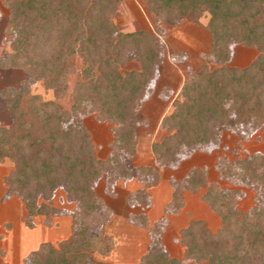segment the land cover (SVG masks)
Here are the masks:
<instances>
[{
    "label": "trees",
    "instance_id": "obj_1",
    "mask_svg": "<svg viewBox=\"0 0 264 264\" xmlns=\"http://www.w3.org/2000/svg\"><path fill=\"white\" fill-rule=\"evenodd\" d=\"M121 1L4 0L11 51L0 65L19 67L27 74L21 86L0 90L12 120L0 126V158L13 163L4 177L7 194L23 202L28 227L36 216L48 220L62 213L52 203L59 188L75 205L70 235L57 246L41 243L28 254V264H94V253L107 255L115 244L100 229L111 210L97 195L95 183L107 175L110 191L117 179L142 174L144 186L128 200L131 205H147L144 189L159 177L154 166H138L135 172L118 153L130 156L135 151L138 101L147 95L165 49L158 32L117 29L113 15ZM142 1L157 20L169 24L183 18L198 23L206 13L204 27L211 41L204 62L183 83L180 99L161 120L170 133L151 144L159 165L174 166L186 152L209 149L224 131L248 139L250 131L264 130V0ZM237 44L258 50L244 67L229 64ZM72 57H79L82 67L72 86L70 108L31 92V85L41 82L54 97L64 95ZM131 61L138 68L122 69ZM209 63L218 65L210 68ZM87 114L111 124L114 151L106 158L96 154L82 120ZM217 168L220 178L250 185L255 202L238 210L241 189L208 182L205 169L191 168L182 179L173 180L165 210L181 209L182 190L204 188L201 199L219 216L218 229L212 232L204 220L190 219L179 230L184 256L177 258L156 236L161 219L152 227V247L140 264H264V151L233 161L219 157ZM131 219L147 225L144 212Z\"/></svg>",
    "mask_w": 264,
    "mask_h": 264
},
{
    "label": "rangeland",
    "instance_id": "obj_2",
    "mask_svg": "<svg viewBox=\"0 0 264 264\" xmlns=\"http://www.w3.org/2000/svg\"><path fill=\"white\" fill-rule=\"evenodd\" d=\"M208 15L204 13L195 23L183 18L175 24L157 20L147 9L142 0H122L113 20L121 32L147 30L158 32L165 45L161 63L157 67L155 78L150 83L148 93L138 101L137 112L140 120L135 124V151L132 155L120 153L128 167L135 172L138 166H154L159 170L156 183L145 187L148 204H129L132 193L144 186L142 174L132 179H117L110 191L106 190V176H101L95 183V191L104 205L111 210V215L100 229L111 235L115 244L107 255L94 253V264H140V257L152 247L153 225L164 219L159 228L160 244L172 257L183 258L184 247L181 244L179 230L184 228L190 219H202L207 227L215 232L220 225L219 216L201 199L204 188L196 192L182 190L183 206L178 212H167L165 206L172 199L173 180L182 179L193 167L206 170L208 182H217L225 188H239L243 191L236 202L240 211L247 210L254 202L255 190L238 181L222 179L219 176L217 163L219 157L228 160L243 158L252 152L264 151V130L250 131L248 139H241L231 131H224L218 144L210 145L209 149H199L189 152L178 160L174 166L159 165L152 151L151 144L160 141L170 133L161 126L163 117L174 108V101L180 99L183 83L198 70L204 62V55L210 48V36L205 29ZM9 10L0 0V60L10 53V36L7 33ZM234 56L229 62L232 66L244 67L258 54L255 47H245L242 44L233 46ZM72 69L67 76V89L61 97H54L51 90H46L41 82L31 85V92L40 94L45 100L59 102L64 109L70 108L72 102V86L80 78L82 62L79 57L70 59ZM210 68L218 64L209 63ZM136 69L138 63L127 62L122 69ZM27 78L22 68L0 65V90L7 87H19ZM84 126L89 131L99 158L108 157L114 151L111 144L113 132L111 124L97 120L92 114L82 118ZM12 122L8 110L2 103L0 95V126H8ZM13 169V163L8 158H0V264H28L27 256L43 242L57 244L71 233L74 203L67 201L62 189L53 194L52 203L62 209V213L32 219L33 227L25 223L27 212L23 202L16 195H8L4 177ZM144 212L147 225L142 226L132 221L131 215ZM116 215V220L111 217ZM103 218V217H102ZM101 220V219H100ZM117 233V234H116ZM116 236V239L114 237ZM118 240V242H117ZM186 264H206L205 261H186Z\"/></svg>",
    "mask_w": 264,
    "mask_h": 264
},
{
    "label": "crops",
    "instance_id": "obj_3",
    "mask_svg": "<svg viewBox=\"0 0 264 264\" xmlns=\"http://www.w3.org/2000/svg\"><path fill=\"white\" fill-rule=\"evenodd\" d=\"M117 218H116V215L114 214L112 217H111V221H113V220H116ZM117 234V233H116ZM114 237H115V239H116V236H115V234H114ZM117 242H118V240H117Z\"/></svg>",
    "mask_w": 264,
    "mask_h": 264
}]
</instances>
